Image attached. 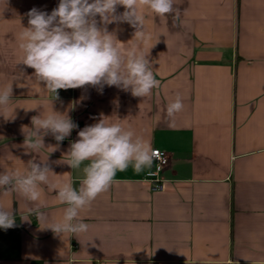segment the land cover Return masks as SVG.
<instances>
[{
	"label": "crops",
	"instance_id": "1",
	"mask_svg": "<svg viewBox=\"0 0 264 264\" xmlns=\"http://www.w3.org/2000/svg\"><path fill=\"white\" fill-rule=\"evenodd\" d=\"M58 3L0 0V90L12 86V100L0 107V173L46 162L49 184L79 188L82 172L66 163L67 153L79 130L103 118L169 154L159 172L164 189L152 191L154 162L139 174L118 172L79 212L89 230L77 237L46 228L66 208L56 190L41 184L33 202L0 188V209L16 224L0 228V264H264V0H175L178 19L140 5L150 34L143 42L128 23L96 17L122 55L135 44L148 56L160 86L145 98L105 85L62 89L53 100L20 63L18 36L31 9L50 14ZM123 11L118 6L117 15ZM177 95L184 108L169 119L166 106ZM53 110L79 127L63 143L49 133L44 147L26 148L32 118ZM35 208L44 219L29 215Z\"/></svg>",
	"mask_w": 264,
	"mask_h": 264
},
{
	"label": "clouds",
	"instance_id": "2",
	"mask_svg": "<svg viewBox=\"0 0 264 264\" xmlns=\"http://www.w3.org/2000/svg\"><path fill=\"white\" fill-rule=\"evenodd\" d=\"M140 5L159 17L174 14L175 19L179 18L175 0H59L50 14L33 8L27 13L28 27H23L18 36L23 53L20 63L34 69L35 80L44 83V90L53 94V100L59 99L61 89L84 86L102 89L105 85L145 98L160 86L148 56L138 51L135 44L122 55L113 35L106 27H99L96 19L99 17L103 25L126 22L135 29V40L143 42L150 39V34L145 29ZM118 6L124 8L119 15ZM11 100L12 86L9 85L0 90V107H6ZM183 108L182 97L177 95L166 106L167 118H174ZM78 127L70 117L54 110L44 118L34 116L32 131L25 136L24 146L33 151L44 147L43 136L49 133L59 144ZM77 135L78 139L70 145L66 163L72 170L82 172L79 188L72 182L62 186L49 184L50 167L46 162L35 161H29L25 173H0V188L11 187L33 202L40 199L41 184L56 190L59 202L66 208L62 219L46 228L57 235L70 233L78 237L89 230V225L78 219L79 212L110 189L118 172L131 167L139 174L151 168L158 150L142 138H134V132L125 130L120 123H106L103 118L85 126ZM29 215L39 221L46 214L35 208ZM15 226L14 213L0 209V228L7 230Z\"/></svg>",
	"mask_w": 264,
	"mask_h": 264
},
{
	"label": "built area",
	"instance_id": "3",
	"mask_svg": "<svg viewBox=\"0 0 264 264\" xmlns=\"http://www.w3.org/2000/svg\"><path fill=\"white\" fill-rule=\"evenodd\" d=\"M62 93V89L58 90V96L60 97ZM66 140H63L65 142ZM157 153V157L154 160V164L157 168L156 172L153 174H150L149 177L151 178V183H152V191L153 192H161L164 189V182L163 180L159 177V172L168 165L169 163V154L165 151H161L159 149Z\"/></svg>",
	"mask_w": 264,
	"mask_h": 264
}]
</instances>
